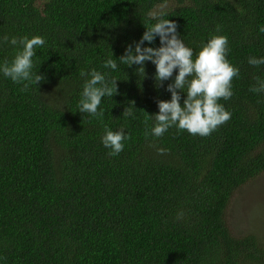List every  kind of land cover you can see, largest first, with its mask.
<instances>
[{
  "label": "trees",
  "instance_id": "obj_1",
  "mask_svg": "<svg viewBox=\"0 0 264 264\" xmlns=\"http://www.w3.org/2000/svg\"><path fill=\"white\" fill-rule=\"evenodd\" d=\"M159 19L178 25L193 60L213 36L228 38L239 76L219 101L231 119L210 136L151 135L178 69L159 84L151 61L141 73L119 58ZM262 27L264 0H0V66L22 51L13 37L45 40L32 57L39 85L23 90L0 71V264H264V243L235 234L227 215L264 175V91H251L264 64L248 62L264 58ZM160 46L159 36L143 45ZM93 70L117 79L102 120L79 112ZM105 126L131 137L116 156Z\"/></svg>",
  "mask_w": 264,
  "mask_h": 264
},
{
  "label": "clouds",
  "instance_id": "obj_2",
  "mask_svg": "<svg viewBox=\"0 0 264 264\" xmlns=\"http://www.w3.org/2000/svg\"><path fill=\"white\" fill-rule=\"evenodd\" d=\"M150 15H154L150 13ZM178 25L169 19H159V22L152 27L147 28L135 48L129 45L125 54L119 58L120 63L131 67L139 65L138 70L145 73L144 65L151 61L156 66L155 79L162 84L163 81L173 77L178 69V75L174 82L168 85L167 91L171 92V100L158 101L159 113L155 115V126L151 128V135L161 137L169 128L176 126L179 130H186L192 135L202 137L210 136L219 126L231 119V113L228 112L222 104L221 99L228 100L232 97V81L239 76V69L234 67L227 60L228 38L226 36H213L206 45L203 46L195 60H193V50L186 47L183 40L179 37L177 31ZM220 31V26L216 29ZM264 32V27L260 29ZM159 36L161 46L143 47L145 41L152 44ZM8 42V37H4ZM13 46L21 45L22 51H18L14 60L0 66V71L5 77L13 82L24 83L23 90H28L30 84L39 85L45 79L40 74H33V60L35 49L42 47L45 40L40 36L29 39L27 36L22 38L13 37L10 41ZM249 64L259 66L264 64V58H249ZM105 68L116 70L118 65L116 60L109 58L104 64ZM82 77L89 73L81 72ZM91 79L86 80L82 93V99L79 102V112L87 113L93 117H104V111L99 109L102 98L105 96L113 97L118 92L117 79L110 81L105 75L93 70L90 73ZM192 77L191 80L188 78ZM258 87H253L251 91H264V81L257 78ZM188 85L187 98L181 105L180 91ZM125 109L123 116L125 118H135L133 106ZM135 107V106H134ZM147 124V119L145 120ZM149 133L145 132V137ZM126 136L123 129L112 131L105 126V135L102 137V143L110 148L109 155L116 156L124 150ZM161 154L164 149L158 150Z\"/></svg>",
  "mask_w": 264,
  "mask_h": 264
},
{
  "label": "rangeland",
  "instance_id": "obj_3",
  "mask_svg": "<svg viewBox=\"0 0 264 264\" xmlns=\"http://www.w3.org/2000/svg\"><path fill=\"white\" fill-rule=\"evenodd\" d=\"M227 215L235 234H252L264 243V175L235 193Z\"/></svg>",
  "mask_w": 264,
  "mask_h": 264
}]
</instances>
